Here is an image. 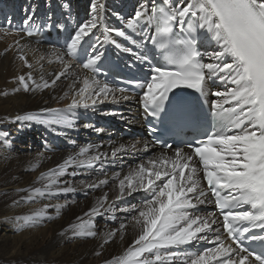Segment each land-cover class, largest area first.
Returning a JSON list of instances; mask_svg holds the SVG:
<instances>
[{"label": "snow or ice", "instance_id": "1", "mask_svg": "<svg viewBox=\"0 0 264 264\" xmlns=\"http://www.w3.org/2000/svg\"><path fill=\"white\" fill-rule=\"evenodd\" d=\"M62 6L70 9L67 3ZM102 9L103 4L92 0L90 18L77 25L63 51L53 49L52 55L62 70L50 73L53 77L50 81L41 75L37 82L31 71L15 78L26 93L54 88L61 77L67 78L74 67L73 61L83 52L86 59L78 66L90 75H83L82 80L80 75L74 76L68 86L70 103L65 109H41V113L49 114L48 118L25 113L15 116V121L27 122L28 126L35 122L71 129L75 124L68 117L76 109H94L98 101L103 102L109 95L113 102L131 99L124 95L125 88L113 87L98 78L101 73L111 72L104 63L99 38L90 46L91 52L84 49L85 38L93 35V30L100 25ZM115 15L125 27H107L103 33L105 41L130 53L140 64L148 65L141 79L133 78L129 83L142 89L138 102L144 118L152 125L149 131L183 136L192 129L193 137L186 143L191 151L176 147L171 156L161 153L130 168L122 177L116 173L114 200L110 201L105 192L84 214L88 217L86 221L77 217L78 222L64 228L59 235L67 240L101 237V248L117 236L123 241L125 222L105 233H98L93 223V218L102 217L106 212L113 213L108 219L114 221L117 219L114 213L120 211L130 214L136 236L120 255L104 264H171L173 260H182V264H264V235L260 234L264 233V0H184L183 3L160 0L151 7L140 2L126 19L118 12ZM149 26L154 34H147ZM45 27L52 25L35 26L29 16L21 28L11 31L31 37ZM55 27L62 30L64 26L56 24ZM113 34L144 51L134 52L133 47L110 39ZM132 34L141 38L137 40ZM149 44L152 49H148ZM202 45H214V48L211 52H202ZM23 47L18 48V58L31 69L33 65L23 54ZM149 53L158 58L156 64L152 63ZM205 58L211 62H204ZM208 81H219L230 87L210 92ZM20 90L17 87L13 92ZM209 95L218 99L209 100ZM68 96L65 92L60 99ZM205 105H208L207 112ZM199 135L204 139H198ZM156 142H161L158 137ZM93 147L91 144L81 147L56 168L40 173L37 181L43 187L28 189L29 195L21 199L28 202L46 195L75 193L78 189L68 181L61 182V177H75L76 168L94 169L97 162L115 163L118 154H126L136 144L114 147L110 157L107 153L90 152ZM144 148L147 150L148 145ZM36 166L33 165V170ZM68 168L73 171L68 173ZM201 179L207 182L206 188ZM80 183L85 189L95 190L107 185L108 180ZM139 193L143 195L138 204L123 208L115 205L116 201H126L127 197ZM13 203L19 204V201ZM205 205H214L217 211L206 212L201 207ZM49 207H55V217L47 213ZM61 207L64 206L45 205L30 215L16 218L17 224L20 226L22 222L24 226L34 227L45 219L58 218ZM256 228L260 231H254ZM200 242L213 246L195 253L178 250Z\"/></svg>", "mask_w": 264, "mask_h": 264}, {"label": "bare ground", "instance_id": "2", "mask_svg": "<svg viewBox=\"0 0 264 264\" xmlns=\"http://www.w3.org/2000/svg\"><path fill=\"white\" fill-rule=\"evenodd\" d=\"M68 1L70 9L62 6L65 0H0V29H3L0 31V264H104L106 260L120 255L136 236L137 230L132 227L129 213L116 211L114 215L117 219L114 221L108 219L113 215L110 212H106L102 217L93 218L98 233L119 228L120 222H125L127 225L123 241L117 236L113 242L104 245L103 248L100 247L101 237L67 240L59 233L70 224L77 223V217L86 221L88 217L84 214L95 206L97 198L103 196L105 192L108 193L110 201L114 200L117 191L113 188V177L116 173H120L122 177L130 168H135L139 163H146L149 158L163 153V150L150 147L147 140L142 138L129 140L119 135L122 129L139 124L135 119L138 115L137 102L127 93L124 95L131 97L128 101L113 102L112 96L109 95L103 102L98 101L94 109H76L75 114H70L68 117L75 124L71 129L56 124L49 127L35 122H31L28 126L27 122L22 124L14 120L15 116L25 113L40 114L48 118L49 114L40 111L44 108L65 109L71 101V91L68 86L73 82L74 76L78 74L82 80L83 75H90L79 67L81 63L75 60L67 78L61 77L54 88L26 93L15 79L31 71L37 82H40L41 75L45 80L50 81L53 78L50 73L62 70L52 51L54 48L63 51L65 44L57 45L53 40L60 39L65 35L64 33L68 34L69 40L73 26L90 18V16L80 18L74 10L76 2ZM98 2L103 4L100 25L93 30V35L85 38L87 43L84 44V48L91 52L90 46L99 38L103 44L101 51L104 52L106 47L110 46L115 58L124 61L136 60L130 53L122 52L110 41H105L103 35L107 27H125L115 13H120L126 19L134 12L131 3H125L123 0L117 5L109 4L108 0H98ZM140 2H146L151 7L155 0H140ZM174 2L183 3L184 0H174ZM29 16H32L35 26L50 24L52 27H45L31 37L11 31L14 26L21 28ZM56 24H62L63 29L56 28ZM132 35L137 40L141 38ZM110 39H115L125 47H133L128 41L114 34ZM16 41H19V45H15ZM9 46H12L10 50L5 51ZM20 46H25L23 54L33 65L31 69L25 67L18 58ZM133 51L140 53L142 50L133 47ZM42 56L43 60L40 59ZM138 64L144 65L139 62ZM17 87L21 90L13 92ZM65 92L69 93L68 98L60 99ZM116 95L121 94L116 93ZM86 124L92 127H84ZM141 128V126L137 127L138 130ZM82 138L85 141H80ZM32 139L36 140V144H32L27 152H21L25 144ZM89 144L94 146L90 152L107 153L109 157L111 150L121 144L126 146L136 144V148L129 147L126 154H118L119 159L115 163L97 162L94 169L76 168L78 175L75 177L71 175L61 177V182L68 181L78 189L75 193L54 197L46 195L28 202L21 199L29 195L28 189L43 187V183L37 181L40 173L56 168L68 155L78 152L81 147ZM145 144L148 145L147 150L144 148ZM132 160L136 161L134 165L131 163ZM33 165H37L34 170ZM67 171L71 173L73 169L68 168ZM105 179L108 180V184L95 190L85 189L80 183ZM137 195L139 200L134 195L127 197L126 201H116L115 205L123 208L130 204H138L143 193ZM14 201H19V204L13 203ZM48 204L64 206L61 207L58 218L45 219L34 227L24 226L22 222L18 226L16 218L30 215ZM47 213L55 217V207L47 208ZM215 227L216 225H213V228ZM195 245L197 246L198 243ZM97 251L101 253L99 256L95 254ZM171 264H182V260H173Z\"/></svg>", "mask_w": 264, "mask_h": 264}, {"label": "rangeland", "instance_id": "3", "mask_svg": "<svg viewBox=\"0 0 264 264\" xmlns=\"http://www.w3.org/2000/svg\"><path fill=\"white\" fill-rule=\"evenodd\" d=\"M74 1L76 2L74 10L76 11V14L78 16H80V18H86V17L90 16V3L92 2V0H74ZM119 1L120 0H108L109 4H112V5H117ZM123 1L125 3L130 2L131 6L135 9L138 6V3H139L140 0H123ZM65 3L70 4L68 0H65V2L63 4H65ZM152 4H154V3H152ZM76 27L77 26H73V31H74V29ZM14 29H18V28L14 26ZM38 33L39 32H37L36 34H38ZM64 34L66 35V37L68 36L67 33H64ZM61 46H63V45H61ZM123 130L124 129H122L121 131H123ZM121 131H120V134H119L120 136H121ZM125 139H127V138H125ZM80 141H85V139L82 138V139H80ZM32 144H36V140L34 141L32 139L30 142H27L25 144V148L21 149L22 150L21 152H27L31 148ZM135 162H136L135 160L131 161V163H133V165L135 164ZM135 195H136V199L139 200L138 195L137 194H135Z\"/></svg>", "mask_w": 264, "mask_h": 264}]
</instances>
